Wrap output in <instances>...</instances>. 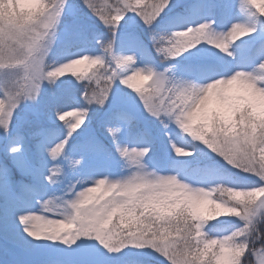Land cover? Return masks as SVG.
<instances>
[{"label":"snow or ice","instance_id":"obj_1","mask_svg":"<svg viewBox=\"0 0 264 264\" xmlns=\"http://www.w3.org/2000/svg\"><path fill=\"white\" fill-rule=\"evenodd\" d=\"M0 259L264 264V0H0Z\"/></svg>","mask_w":264,"mask_h":264},{"label":"rangeland","instance_id":"obj_2","mask_svg":"<svg viewBox=\"0 0 264 264\" xmlns=\"http://www.w3.org/2000/svg\"><path fill=\"white\" fill-rule=\"evenodd\" d=\"M94 2L97 3L99 6L103 7L106 3H114L115 0H94ZM209 103L211 104L212 101L210 100ZM0 261H3V259H0Z\"/></svg>","mask_w":264,"mask_h":264},{"label":"trees","instance_id":"obj_3","mask_svg":"<svg viewBox=\"0 0 264 264\" xmlns=\"http://www.w3.org/2000/svg\"><path fill=\"white\" fill-rule=\"evenodd\" d=\"M227 218H228V217H222L221 219H225V220H227ZM257 247H259V245H257Z\"/></svg>","mask_w":264,"mask_h":264}]
</instances>
